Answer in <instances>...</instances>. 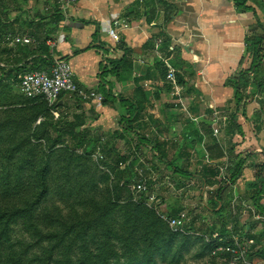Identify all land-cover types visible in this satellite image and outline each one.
I'll use <instances>...</instances> for the list:
<instances>
[{
    "label": "crops",
    "instance_id": "obj_1",
    "mask_svg": "<svg viewBox=\"0 0 264 264\" xmlns=\"http://www.w3.org/2000/svg\"><path fill=\"white\" fill-rule=\"evenodd\" d=\"M1 10V65L30 72L42 53L28 55L23 48L45 44L51 51L43 56L46 67L66 59L81 86L104 96L112 91L115 97L113 104L104 105L65 94L58 115L69 120L86 116L95 130L110 137L121 129L120 118L126 115L119 100L138 104L145 124L138 133L149 143L136 148L138 137L128 133L132 147L129 140L116 137L117 151L129 155L136 149L141 160H146L143 152L151 154L158 166L145 162L163 174L166 171L167 180L178 185V208L189 205L192 180L200 191L206 187L209 192L228 183L233 196L225 202L231 205L234 195H239L243 223L247 222L242 220L243 203L253 204L258 183L264 203V181L260 183L264 172L259 174L264 168V91L250 85L245 104L238 107L231 83L251 68L253 59L262 60L263 67L250 70L248 79L264 82V0H80L68 15L53 0H3ZM115 19L129 24L117 38L108 31ZM14 34L31 35L36 41L14 44L8 40ZM252 39L258 41L257 51ZM124 56L128 62L114 66L112 62ZM169 65L176 70V83L167 79ZM215 112L227 116L220 121L218 135L214 134ZM233 115L238 128L229 133ZM157 144L166 149L163 157ZM225 150L232 160L231 172L240 159L245 160L241 176L232 182L219 179L215 167L204 165L206 153L220 162ZM177 167L180 173L175 172ZM183 172L192 177L186 179ZM174 208L168 205V210Z\"/></svg>",
    "mask_w": 264,
    "mask_h": 264
},
{
    "label": "trees",
    "instance_id": "obj_2",
    "mask_svg": "<svg viewBox=\"0 0 264 264\" xmlns=\"http://www.w3.org/2000/svg\"><path fill=\"white\" fill-rule=\"evenodd\" d=\"M2 5L3 0H0V38H4L2 33L4 25ZM257 43L258 41L256 42L252 39V44L256 51L258 50ZM23 50L27 51L28 55H36L38 52L42 53L38 56V59L34 60L31 71L49 68L46 67L48 60L43 56L44 54L51 55V51L48 47H45V44L37 49L30 50L25 47ZM123 58L112 63L114 66L127 63L128 59H125V56ZM14 61H23V59H15ZM258 67H263L262 60L253 59L251 68L242 71L238 78L231 81L236 88L238 107L243 105V103L245 104L247 97L245 91L250 85L257 87L261 92L264 91L263 81L252 83L248 79L250 70L256 69L257 71ZM20 68L16 66L12 69H7L0 62V82L10 80L13 83L20 82L21 76L24 74L20 72ZM62 95H65V93H62ZM104 97V105L115 102L112 91H107ZM30 100L32 110L38 116L46 119L44 120L45 123L41 121L40 124L45 126V130L48 128L53 132V143L58 144V142L67 141L69 144L68 146L66 145V148L69 151L75 153L81 150L83 153L81 157L86 159L100 151L103 159H110L114 166L119 167L123 164L122 166L125 167V171L129 175L126 184H133L138 178L137 167L141 164L139 163L140 158L136 149H133V153L129 155H123L117 151L114 143L116 137H123L129 140V144L132 147L131 139L127 137L128 133H135L138 137L140 142H136V148L140 147V144L149 143L146 138L139 136L138 131L142 127L141 124L144 126L145 124L141 122L138 104L135 101L127 98L119 100L122 108L126 110V115L120 118L122 127L110 137H105L91 126L86 116H76L73 120H69L68 117H62V114H60L56 118L54 111L59 109V101L54 105H50L41 96L30 98ZM78 100L83 101L79 98ZM236 124L237 121L235 115H233L231 126L227 129V132L231 133L237 129L238 124ZM256 128L259 129L258 127ZM155 148L158 149L163 157L166 149L158 144ZM115 155L116 158L113 160ZM49 161L47 159L45 165L37 172L41 181L38 189L41 190L32 189L25 191V189H19L18 187L12 188L9 178L0 177V264H108L112 254H114L116 249L121 248L122 243H125L129 250L139 243V241L134 240V237L142 239L147 247H153L156 252H164L171 247L175 236H179L178 233L175 234L171 231L168 233L169 238L166 237V241L160 239L162 235L166 236V233L162 231L164 227H161L158 216L150 218L149 210L144 206L145 203L131 202L134 209L127 213H129V219L132 222L122 223L118 226H114L107 217V212H112L117 206V202L113 199H109L104 204H100L96 199H90L92 203L91 212L88 210L86 213H79L74 205L68 203L66 205L70 207V211L66 215L60 209H52L50 206L42 205L49 195L47 183ZM244 163L245 160L240 159L235 164L234 171H230L231 182L241 176ZM154 169L158 172L157 168ZM180 170L177 167L175 172L180 173ZM263 170V167L259 170L260 175L261 171L264 172ZM18 171L19 173L21 172L20 167ZM181 176L190 179L192 174L183 172ZM263 181L261 180L260 183H263ZM3 182L4 185H2ZM152 185L153 183L149 181L148 192L141 193V200L148 199L146 196L152 192ZM254 187L252 205L257 213L264 216V203L262 202L263 197L259 183ZM232 196L233 189L228 183H225L219 189L208 192V199L202 201L203 208L212 218L216 217V220L214 219L208 225L207 231L210 230V232L207 235L209 239L206 242L207 250L212 251L215 245L220 243V238L229 243L232 241L233 234L239 233L243 235L246 229L248 231L247 235L253 237L258 246V249L254 250V248L249 255L251 261L264 262V222L254 221L252 212H250L249 220L241 223L242 208L237 207L234 210L230 203L225 202L231 199ZM169 210L172 212L171 215L176 216L181 209L175 210L174 208ZM141 215H144V218ZM90 231H94L93 238L89 236ZM196 232L199 233L201 231L196 230ZM202 233L206 235V232ZM122 248L124 249L125 247L122 246ZM150 256H153V254Z\"/></svg>",
    "mask_w": 264,
    "mask_h": 264
},
{
    "label": "rangeland",
    "instance_id": "obj_3",
    "mask_svg": "<svg viewBox=\"0 0 264 264\" xmlns=\"http://www.w3.org/2000/svg\"><path fill=\"white\" fill-rule=\"evenodd\" d=\"M10 81L0 82V128H2L0 177L9 178L12 188L18 187L25 191L38 189L41 181L37 172L49 159L50 166L47 171L49 195L42 205L60 209L66 215L70 211V207L66 205L68 203L74 205L79 213H86L88 210L91 212L90 199H96L100 204L113 199L117 202V206L112 212H107V217L114 226H118L132 222L129 219V213L134 209L131 202L145 203L150 218L159 217L161 227H164L162 231L166 233V236L162 235L160 239L166 241L169 238L168 233L173 230L162 215L172 214L168 210V205L175 206L176 210L180 203V192L172 191L164 184V180L170 179L167 177L170 175L166 171L164 175L158 170L160 178L158 200H152L150 195L146 196L147 200H141V193L132 187V183L126 184L129 175L124 166H114L110 159L101 158L97 152L88 159L83 158L81 150L72 153L66 148L69 144L67 141L53 143V132L48 128L45 130V126L40 124L41 121L45 123L46 119L32 110L31 100L22 92L20 82ZM143 154L146 156V162L158 166L157 160L152 158L151 154L148 152ZM113 158L115 160L116 155ZM192 187L194 192L188 196L189 205L181 207L180 211L189 212L193 225L186 232L178 233L179 236H175L170 248L164 252H156L153 247H147L142 239L134 237L139 243L133 245L134 248L131 250L122 243L125 248L118 246L119 249L114 251L108 264H229L230 258L227 254L223 252L214 254V248L212 251L207 250L206 242L209 240L207 235L210 232L207 229L212 217L203 208V196L198 186ZM141 216L144 218V215ZM243 216V221L249 220L247 213ZM196 230L201 232L198 233ZM202 232H206V235ZM89 236L93 238L94 231H90ZM254 248V250L258 249L257 244ZM151 254L153 256H150ZM254 262L264 264L263 261Z\"/></svg>",
    "mask_w": 264,
    "mask_h": 264
},
{
    "label": "built area",
    "instance_id": "obj_4",
    "mask_svg": "<svg viewBox=\"0 0 264 264\" xmlns=\"http://www.w3.org/2000/svg\"><path fill=\"white\" fill-rule=\"evenodd\" d=\"M61 9L65 15L69 14V10L80 0H53ZM129 24L124 19H115L109 27V35L117 38L118 33L121 29L127 28ZM8 40H11L14 44H32L35 43V38L31 35H9ZM167 79L176 83V70L169 65V72ZM20 86L25 96L29 98L43 97L50 105L56 104L60 100L62 93L69 94L75 98H79L84 102H96L102 103L105 99L104 95L94 89H88L81 86L75 78V73L71 63L66 59H56L54 63L44 70H33L25 73L21 76ZM58 109L54 111V114L59 116L57 113ZM227 116L221 115L219 112H215V126L214 134L218 135L220 132V121H226ZM101 158L103 155L100 151H97ZM141 165H138L137 172L138 178L132 184V187L139 193L148 192V183L151 181L153 187H158L160 184V178L158 172L145 160L139 161ZM123 165V164H122ZM204 165L213 166L216 168L218 178L225 181H230L229 171L232 168V160L227 150L224 151V157L220 162L214 161L208 153L204 157ZM163 184V183H162ZM164 184L172 190H177V186L169 180L164 181ZM196 182L192 180L188 185L192 187ZM152 187V188H153ZM150 197L152 200H158L157 190L151 189ZM208 189L204 187L200 191L203 196V201L207 200ZM239 206V195H234L231 201L232 209L236 210ZM243 213L250 216L252 212V219L258 222H264V216L257 213L253 205L243 203ZM163 219L169 224L173 232L184 233L189 230L193 219L189 212L182 210L178 215L173 216L171 214H163ZM248 231L245 229L243 235L237 233L232 235V241L225 243L220 238V243L215 245L213 253L223 252L230 258L229 264H260L251 261L250 253L253 251L256 245V240L253 237H249ZM217 237V235H215Z\"/></svg>",
    "mask_w": 264,
    "mask_h": 264
}]
</instances>
